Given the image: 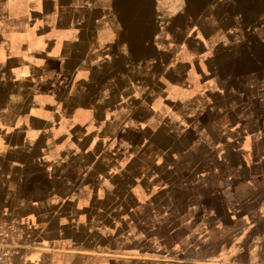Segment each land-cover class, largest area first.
<instances>
[{"label":"crops","instance_id":"0c3cea01","mask_svg":"<svg viewBox=\"0 0 264 264\" xmlns=\"http://www.w3.org/2000/svg\"><path fill=\"white\" fill-rule=\"evenodd\" d=\"M75 5L0 0V219L34 231L23 262L173 264L176 253L192 264H264V88L254 94L250 84L245 97L227 99L219 86L223 139L193 162L210 164V192L187 207L179 243L142 239V210L157 213L151 189L172 174L174 144L159 149L158 136L200 134L204 125L191 127L188 115L179 124L173 109L206 99V84L191 94L184 81L175 95L172 81L137 75L119 45L89 30L98 17L64 15ZM111 239L121 242L115 252Z\"/></svg>","mask_w":264,"mask_h":264},{"label":"rangeland","instance_id":"374dc122","mask_svg":"<svg viewBox=\"0 0 264 264\" xmlns=\"http://www.w3.org/2000/svg\"><path fill=\"white\" fill-rule=\"evenodd\" d=\"M75 3V9L64 15L83 17L93 14L98 17V22L89 30L93 29L103 42L110 40L112 44L119 45L128 63L136 69L137 66L141 68L142 72L136 70L137 75L147 71L146 74L157 77L159 86L172 81L175 95L184 81L189 83L191 94L196 91L197 82L203 80L206 84V99L198 100L200 103L192 99L173 109V117L178 119L179 124L185 123L182 118L188 115L191 117V127L204 125L200 134L194 130L179 138L175 129L174 137L158 136L159 149L167 143L174 144L173 157L168 158L173 161L172 174L168 171V177H163L164 183L154 184L151 189L152 193H157L156 215L150 216L142 210L140 217L142 239L152 235L159 243H179L187 207H191L199 197L207 195L212 187L210 164L197 168L199 164L193 162L198 160V154L199 158L202 155L208 158L212 154L209 148L214 146L215 141L223 139L217 130L227 123L219 115L225 104L220 100L217 89L219 86L227 89V99L230 96L241 99L246 96L250 84L254 94L264 88V0H75ZM79 26L85 28L86 25L83 23ZM160 107L159 115L166 111V107L163 109V105L159 104L158 109ZM205 107L208 108L203 112ZM233 110L239 111L235 106ZM159 159L162 160L160 156ZM203 170L202 174L198 173ZM222 184H225L224 180ZM147 187L146 183L141 184V188L133 185L132 189L144 192L148 190ZM119 188L121 193L127 190V186ZM114 203L113 207L116 208V201ZM114 215L116 219L117 212ZM154 224L157 227L150 232L148 225ZM17 225L36 246L34 231L22 225L20 219ZM166 226L174 231L167 233ZM133 234L131 232V236L127 237L126 248L132 246ZM115 239L110 240L113 248L110 252H115L117 245L121 246V242L116 244ZM147 243H142V250H149L144 248ZM102 244L106 246L105 241ZM161 253L165 256L160 249ZM173 254V264H192L187 262L191 260L186 256L181 262L176 253ZM31 261L30 264H33ZM93 262L149 264L148 261L138 263L117 257L110 258L109 262L95 258ZM17 264L25 262L20 259Z\"/></svg>","mask_w":264,"mask_h":264},{"label":"built area","instance_id":"2783aa9c","mask_svg":"<svg viewBox=\"0 0 264 264\" xmlns=\"http://www.w3.org/2000/svg\"><path fill=\"white\" fill-rule=\"evenodd\" d=\"M33 247L29 236L17 224L0 219V264H17L23 252Z\"/></svg>","mask_w":264,"mask_h":264}]
</instances>
